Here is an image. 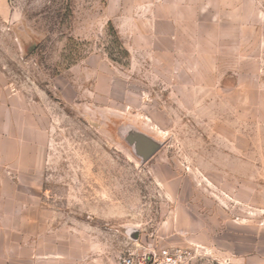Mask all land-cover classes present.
<instances>
[{"label":"rangeland","instance_id":"1","mask_svg":"<svg viewBox=\"0 0 264 264\" xmlns=\"http://www.w3.org/2000/svg\"><path fill=\"white\" fill-rule=\"evenodd\" d=\"M1 2L0 98L41 208L40 240H0V264L264 257V0ZM128 126L161 144L144 163Z\"/></svg>","mask_w":264,"mask_h":264},{"label":"crops","instance_id":"2","mask_svg":"<svg viewBox=\"0 0 264 264\" xmlns=\"http://www.w3.org/2000/svg\"><path fill=\"white\" fill-rule=\"evenodd\" d=\"M5 15L4 3L0 0V16ZM9 106L6 97L0 98V240L10 237L25 241L27 247L33 248L32 242L39 241L40 236L36 234V228L31 234L30 228L36 221L34 210L41 206L38 201L31 200L33 195L30 193L35 186L23 179H33L40 171L35 169L33 139H28L27 135L19 138V129ZM253 253L250 252L249 263L264 264V257L257 258ZM33 259L36 258L29 259L32 264L35 263Z\"/></svg>","mask_w":264,"mask_h":264},{"label":"built area","instance_id":"3","mask_svg":"<svg viewBox=\"0 0 264 264\" xmlns=\"http://www.w3.org/2000/svg\"><path fill=\"white\" fill-rule=\"evenodd\" d=\"M184 254L180 250L170 251L162 248L158 251L143 249L140 252L139 246H132L126 249L117 259L116 264H180Z\"/></svg>","mask_w":264,"mask_h":264},{"label":"water","instance_id":"4","mask_svg":"<svg viewBox=\"0 0 264 264\" xmlns=\"http://www.w3.org/2000/svg\"><path fill=\"white\" fill-rule=\"evenodd\" d=\"M122 135L127 146L132 149L134 156L142 163L149 160L161 147V144L152 137L138 132L130 126L123 129ZM133 234L131 232L129 235L133 236Z\"/></svg>","mask_w":264,"mask_h":264}]
</instances>
